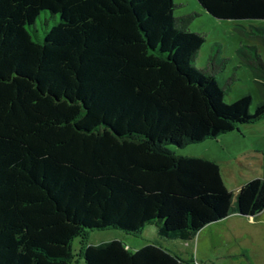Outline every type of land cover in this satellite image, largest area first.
Here are the masks:
<instances>
[{"label":"trees","instance_id":"16d2710c","mask_svg":"<svg viewBox=\"0 0 264 264\" xmlns=\"http://www.w3.org/2000/svg\"><path fill=\"white\" fill-rule=\"evenodd\" d=\"M197 1L264 46L251 23L264 21V0ZM175 6L0 0V264H205L163 242L264 210V176L233 193L216 161L177 152L264 117V59L240 45L260 100L227 103L228 59L216 48L197 68L205 34ZM148 226L153 241L125 242ZM104 230L121 234L89 240Z\"/></svg>","mask_w":264,"mask_h":264},{"label":"rangeland","instance_id":"374dc122","mask_svg":"<svg viewBox=\"0 0 264 264\" xmlns=\"http://www.w3.org/2000/svg\"><path fill=\"white\" fill-rule=\"evenodd\" d=\"M174 16L195 14L188 24L193 32L205 34V42L199 48L194 65L203 68L209 54L218 49L221 58L228 63L218 75L221 83L233 77L225 94L227 103L250 93L251 111L260 100V93L250 68L241 61L237 49L241 44L255 45L264 59V46L255 40L240 36L234 29L235 21L220 20L209 15L197 0H173ZM264 26V21H252ZM218 46V47H217ZM247 49V48H246ZM247 51V50H246ZM248 54V52H246ZM180 155L198 156L216 161L221 169L223 182L229 191L235 193L246 181L262 177L264 158V117L251 124H240L234 131L219 135L213 140L189 144L177 150ZM154 227H146L140 235L125 236L124 240L133 248L154 240ZM190 242L166 240V248L184 260L194 259L205 264H264V210L249 218L229 214L225 218L204 226ZM121 234L118 230L89 232V240L107 238ZM80 246V239L73 240L74 254ZM76 264L82 260L74 258Z\"/></svg>","mask_w":264,"mask_h":264},{"label":"crops","instance_id":"0c3cea01","mask_svg":"<svg viewBox=\"0 0 264 264\" xmlns=\"http://www.w3.org/2000/svg\"><path fill=\"white\" fill-rule=\"evenodd\" d=\"M263 160H264V158L262 159V164H261V166H262V176H264V167H263ZM201 231H199L198 233H200ZM155 239V238H154ZM100 240V239H99Z\"/></svg>","mask_w":264,"mask_h":264},{"label":"water","instance_id":"95a60500","mask_svg":"<svg viewBox=\"0 0 264 264\" xmlns=\"http://www.w3.org/2000/svg\"><path fill=\"white\" fill-rule=\"evenodd\" d=\"M249 218H251V217H249Z\"/></svg>","mask_w":264,"mask_h":264}]
</instances>
